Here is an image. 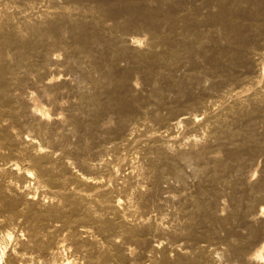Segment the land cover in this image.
I'll list each match as a JSON object with an SVG mask.
<instances>
[{"label": "bare ground", "instance_id": "obj_1", "mask_svg": "<svg viewBox=\"0 0 264 264\" xmlns=\"http://www.w3.org/2000/svg\"><path fill=\"white\" fill-rule=\"evenodd\" d=\"M0 264H264V0H0Z\"/></svg>", "mask_w": 264, "mask_h": 264}, {"label": "rangeland", "instance_id": "obj_2", "mask_svg": "<svg viewBox=\"0 0 264 264\" xmlns=\"http://www.w3.org/2000/svg\"><path fill=\"white\" fill-rule=\"evenodd\" d=\"M137 33V32H136ZM135 34V33H134ZM141 34V33H140ZM137 35V34H136ZM139 35V34H138ZM139 36H142V35H139ZM140 82V81H139ZM142 81L140 82V83H138L139 85H141V87L143 86L142 84ZM143 92L145 93V92H147V91H144L143 90ZM152 105H154L153 103H152ZM148 106V105H147ZM151 105L149 104V106L147 107V108H149ZM153 107V106H152ZM152 107H150V108H152ZM163 109H161V111H162ZM164 111V110H163ZM254 172V171H253ZM253 174H255L254 176H257V173L256 172H254Z\"/></svg>", "mask_w": 264, "mask_h": 264}]
</instances>
